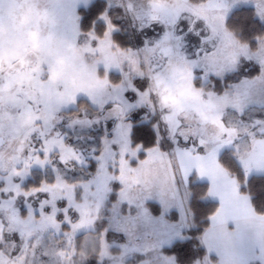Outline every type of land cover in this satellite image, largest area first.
Instances as JSON below:
<instances>
[{"label":"snow or ice","instance_id":"obj_1","mask_svg":"<svg viewBox=\"0 0 264 264\" xmlns=\"http://www.w3.org/2000/svg\"><path fill=\"white\" fill-rule=\"evenodd\" d=\"M79 2L51 0L45 15L95 61L94 76L58 79L44 57L19 78L0 58V264L77 252L83 264H109L108 253L122 264H236L237 254L264 264L232 203L243 195L264 217L248 191L264 181V0H82L86 12ZM67 12L74 31L59 22ZM144 170L167 195L140 183L129 195L128 174ZM209 200L201 223L194 206ZM90 244L107 252L87 255Z\"/></svg>","mask_w":264,"mask_h":264},{"label":"rangeland","instance_id":"obj_2","mask_svg":"<svg viewBox=\"0 0 264 264\" xmlns=\"http://www.w3.org/2000/svg\"><path fill=\"white\" fill-rule=\"evenodd\" d=\"M93 0H89V4ZM51 0H0V16L3 22L0 23V58L4 60L5 68H11L15 77L26 78L28 75V63H36L44 57H51L54 61L53 71L58 79L69 81H79L94 76L92 65L95 61L85 57L83 52L73 53L70 48V37H57L51 33L50 29L55 22L52 18L45 15V6ZM153 5L168 3V0H150ZM179 3V0H174ZM76 3V0H73ZM79 7H85L82 0L78 3ZM171 6V5H169ZM60 23L69 30H75V19L71 12L65 13L60 18ZM236 44V41L233 38ZM76 55L79 59V69L74 68L71 56ZM254 174H256L254 172ZM129 178L133 181L129 185V195L135 197L140 190L135 187V183H140L147 190L145 194L159 192L167 195L169 188L167 183L158 181L154 170H144L142 172H132ZM225 180L233 193L235 192V180L229 179L227 174ZM189 222L191 216H189ZM163 238L162 233H155L142 239L141 246L151 247L159 239ZM95 237H89L94 240ZM135 243V241H133ZM98 251L107 252L101 244L98 249L95 244L86 246L87 255H92ZM84 252H77L76 258L69 261L61 257L63 264H83ZM58 255V254H54ZM67 257L72 256V252H67ZM109 264H122L121 257L113 256L108 253ZM61 260H53V264H61Z\"/></svg>","mask_w":264,"mask_h":264},{"label":"crops","instance_id":"obj_3","mask_svg":"<svg viewBox=\"0 0 264 264\" xmlns=\"http://www.w3.org/2000/svg\"><path fill=\"white\" fill-rule=\"evenodd\" d=\"M226 174L227 173H222L224 180ZM232 203L237 209L238 215L241 217L240 227L244 239L250 241L255 249H264V217L257 216L251 211L243 195H235ZM246 258L253 261L258 260L261 258V252H252ZM234 259L236 264H240L243 258L237 254Z\"/></svg>","mask_w":264,"mask_h":264},{"label":"trees","instance_id":"obj_4","mask_svg":"<svg viewBox=\"0 0 264 264\" xmlns=\"http://www.w3.org/2000/svg\"><path fill=\"white\" fill-rule=\"evenodd\" d=\"M91 3L89 5H91ZM80 8L84 9L85 12L87 11L86 7H80ZM236 33H237V35H239V29L238 28L236 29ZM226 167L231 168V165L227 164ZM233 175H235L234 172H233ZM254 175H257V174H254ZM261 183H264V181H259V180L255 181L249 187L248 191H250L252 197L254 198V202L259 207L264 208V199H262V198H264V191H262L261 188L258 186ZM194 192L197 194V197H203V193L205 192V187L197 183L195 188H194ZM214 207H215L214 203H212L210 200L208 201L207 205H205L203 207L198 206V204H196L194 206V211L197 214V219L202 223L203 222V217L208 212H210ZM93 254H96V253H93Z\"/></svg>","mask_w":264,"mask_h":264}]
</instances>
